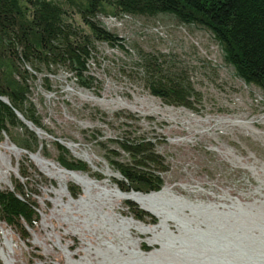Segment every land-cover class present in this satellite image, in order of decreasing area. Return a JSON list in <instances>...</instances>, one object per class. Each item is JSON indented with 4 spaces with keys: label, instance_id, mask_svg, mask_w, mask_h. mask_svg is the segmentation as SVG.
<instances>
[{
    "label": "rangeland",
    "instance_id": "1",
    "mask_svg": "<svg viewBox=\"0 0 264 264\" xmlns=\"http://www.w3.org/2000/svg\"><path fill=\"white\" fill-rule=\"evenodd\" d=\"M44 1L55 7V39L33 45L25 60L12 34L0 59V84L17 95L14 106L0 94L8 99H0V143L21 151L0 147V220L11 231L12 264H264V75L242 71L212 28L173 10L136 11L129 0L19 3L35 21ZM70 42L88 49L84 66ZM30 153L86 174L89 191L52 176ZM105 186L167 187V213L192 230L168 214L164 225L131 199L118 204ZM121 217L144 227L123 234ZM198 226L235 245L203 248L192 238ZM172 237L188 244L165 245Z\"/></svg>",
    "mask_w": 264,
    "mask_h": 264
},
{
    "label": "trees",
    "instance_id": "2",
    "mask_svg": "<svg viewBox=\"0 0 264 264\" xmlns=\"http://www.w3.org/2000/svg\"><path fill=\"white\" fill-rule=\"evenodd\" d=\"M192 1L129 0V7L136 11L170 9L182 16L200 20L218 35L226 46L228 57L242 71H248L251 75L259 73L264 75V0H212L209 4L205 0ZM211 9L215 11L213 16H209L207 12ZM54 10L55 7L50 2L44 1L42 7L37 10V19L31 21L26 18L19 0H0V59L6 58L4 45L6 40L12 43L11 39L14 37L12 34H16L23 44L25 60L31 58L33 45L45 41L51 43L60 32L55 16L51 15H56ZM68 52L73 59L84 66L82 53L86 55L89 53L85 46L81 52L74 43L70 42ZM0 94L10 95L15 106L13 100L17 95L14 92L6 90L0 84ZM10 208L11 213H17L18 203L13 202Z\"/></svg>",
    "mask_w": 264,
    "mask_h": 264
},
{
    "label": "bare ground",
    "instance_id": "3",
    "mask_svg": "<svg viewBox=\"0 0 264 264\" xmlns=\"http://www.w3.org/2000/svg\"><path fill=\"white\" fill-rule=\"evenodd\" d=\"M32 127L36 128L33 125H32ZM36 130L39 131V133L41 135H44V133L40 130V128H36ZM67 144L72 148L76 147V145L72 144L71 142H68ZM0 147H4L7 150H9L10 152H21L20 149L18 148V146H16V144L9 143V141L6 143H0ZM30 154L33 156L34 159L42 161L41 164H43L49 172L51 171L50 174H52V176H56L58 178L64 177L65 180L72 179V180L76 181L78 184H80L85 189V191H87V190L89 191L90 186L92 185V180L90 178H88V176L86 174L79 173V172L66 171L59 164L54 163V162H49L48 160H45L44 158H42L41 155H39V154H32V153H30ZM82 157L85 158L86 160H88L92 165H94L93 164V157L88 151L84 150ZM50 166H52V168H50ZM108 173H110L109 170H108ZM96 183L100 184L99 182H96ZM104 190L106 192H110L111 194L115 195L118 204H122L124 199H131V200L137 202L140 206H142L146 210L151 211L155 215L159 216V218L161 219V223H162V221H164L167 218V214H168L167 210H166L167 205L170 206V208L172 207L169 204V201L166 200V198H165L167 196V191H168L167 187H165L163 190H161L159 192H153L151 194H141V193H137V192H120L116 186L114 188H111V187L109 188L108 186H105ZM67 195H69L68 192H67ZM69 197H71V196L69 195ZM177 198H179V197H177ZM164 200H166L167 205L165 204V202L161 203ZM154 202L158 205H162V208L156 206L154 204ZM173 202H174V198L171 199L170 203L172 204ZM182 203H184V201H182ZM131 224L134 226H137V227H144L141 222L132 220V218L121 217L119 219V223L117 225V226H120L118 228V230L123 234L128 233L127 230ZM179 226L181 229L182 226L181 225H179ZM148 229L150 231H152L153 233L156 232L151 227H149ZM10 234H11L10 229L7 228L6 224L0 220V257L5 261L6 264H12V261L10 259L11 258L10 253L6 250V246H10V238H9ZM133 252H134V255L138 254L137 251H133ZM133 259L134 258H132L131 263L137 264V263H135V260H133Z\"/></svg>",
    "mask_w": 264,
    "mask_h": 264
},
{
    "label": "water",
    "instance_id": "4",
    "mask_svg": "<svg viewBox=\"0 0 264 264\" xmlns=\"http://www.w3.org/2000/svg\"><path fill=\"white\" fill-rule=\"evenodd\" d=\"M0 99L1 100H3L4 102H6V103H8V99H6V98H4V97H1L0 96ZM17 112V114L21 117V118H24L23 117V115L19 112V111H16ZM29 122V121H28ZM30 124H32L31 122H29ZM120 191V190H119ZM137 193H140V192H137ZM142 194V193H141ZM153 200V199H152ZM165 202V204H166V200H164L163 202H161V203H164ZM154 204L156 205V206H158V207H160V208H162V205H158V204H156L155 202H154ZM191 205L193 204V203H190ZM167 205V204H166ZM164 206V205H163ZM165 207V206H164ZM166 209V208H165ZM168 215L171 217V218H174V219H176V220H178V222H179V224L182 226L181 227V229L182 228H184L183 229V231H188V230H192V227H190L191 225H190V223L188 222V223H186L187 221H184L183 223H182V221L180 220V218H178V217H176V215H174V214H171L170 212H168ZM166 220V219H165ZM163 221V222H165V224L164 225H166V221ZM198 229L199 230H201V233H196V234H193L192 235V238H194V239H196V240H198V241H200V242H202V247L203 248H208V249H210V248H212V249H218V248H220L221 247V240H224L227 244H230V245H235V244H233V242H231L230 240H227V238L225 237V236H213V237H209L208 236V234L205 232V231H203V229H201L199 226H198ZM242 251L243 252H245V249H243L242 248ZM255 259H260V258H255Z\"/></svg>",
    "mask_w": 264,
    "mask_h": 264
},
{
    "label": "flooded vegetation",
    "instance_id": "5",
    "mask_svg": "<svg viewBox=\"0 0 264 264\" xmlns=\"http://www.w3.org/2000/svg\"><path fill=\"white\" fill-rule=\"evenodd\" d=\"M164 240V242H165V245L167 244L168 246H172V245H178L177 243H179V245H186V244H188L187 242H183L182 240H178V238H173L172 237V239H165V238H163ZM171 241V244L169 243ZM176 247V246H175ZM174 246H172V248L174 249L175 248ZM176 252V251H175ZM189 254H193V253H188L187 255H189ZM215 256H212L209 260H210V262H212L215 258H214ZM137 260V261H136ZM135 260V263L136 262H138L139 264H147V263H145L144 261H143V259H136Z\"/></svg>",
    "mask_w": 264,
    "mask_h": 264
}]
</instances>
